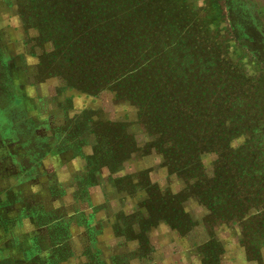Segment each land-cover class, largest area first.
<instances>
[{
  "label": "rangeland",
  "instance_id": "rangeland-1",
  "mask_svg": "<svg viewBox=\"0 0 264 264\" xmlns=\"http://www.w3.org/2000/svg\"><path fill=\"white\" fill-rule=\"evenodd\" d=\"M123 144L133 152L122 161ZM189 172L204 202L189 189L181 207L193 222L175 229L166 219L181 214L164 204ZM217 174L223 201L212 213ZM121 175H131L116 186L128 195L108 190L107 212L100 192V205L87 201ZM149 180L156 224L140 227L120 213L142 211ZM64 186L77 187L65 198L75 196V227L93 214L104 259L132 247L114 236L118 217L120 232L141 234V264H264V0H0L4 256L36 228L19 217L26 201ZM13 187L27 198L9 207Z\"/></svg>",
  "mask_w": 264,
  "mask_h": 264
},
{
  "label": "crops",
  "instance_id": "crops-1",
  "mask_svg": "<svg viewBox=\"0 0 264 264\" xmlns=\"http://www.w3.org/2000/svg\"><path fill=\"white\" fill-rule=\"evenodd\" d=\"M53 137L56 139L55 144L58 147L61 136L53 135ZM65 154L69 155V153ZM106 169L110 171V168L107 167ZM114 169L117 170L119 168ZM114 169H112V171H114ZM130 176L131 175H121L118 177H112L113 179H110L109 182L107 181L104 185L101 183V186L99 185V187L95 186L89 188L87 192L89 199L87 201L90 202V200H93L94 205H100L98 201L101 199V208L102 210L105 209V212H107L109 205L108 190L111 192L116 190L118 193L128 195V191L123 190L122 192H119L116 186H119V184L122 183L121 179ZM148 183L152 187L156 186V183L152 180H149ZM130 184L136 185L137 182L132 181L131 179ZM20 185L22 187L26 184L20 183ZM55 185H59V183L56 182ZM55 185L53 183L49 185L53 187L49 188L52 189ZM71 189L72 190H70V187H66V190L63 188V192L61 194H53L51 190H47L49 191L45 192L47 194L39 195V193H37V199L26 201L28 204L34 205L30 206L28 215H22V213H20L19 217L21 219L26 217V219L32 220L35 223L36 228L34 232L31 235L29 232H26L28 233L27 236H29L28 241L30 245L27 243L28 241H24L20 244L21 248L19 253L12 251L8 257L4 256V253L8 250V247H6L7 245L0 247V264H141V261H144L141 260L144 259L141 251L143 250V239H141V234L135 233L133 229H128V232H125L121 228L123 232H120V228L115 227L118 217L116 218L115 225L112 227L114 236L117 239H121L126 246L132 247L131 249L125 251L115 252L113 257L104 259L101 256L100 250L96 248L94 244V235L98 234H94V232H98V229L91 225L93 221V214L87 215V218L84 220L85 226H79L80 223H78V225H76L77 228L75 227V222L73 220V216L71 215L73 213V209H71V207L76 203L75 196L72 195V197L65 199L69 190L73 193L77 191V187H72ZM99 192L100 199L98 200L97 197ZM144 192L146 193V199L139 207L142 211L132 215L120 213L121 217L123 216L127 220L137 218L140 220L148 219L149 221L151 217L150 210L147 205H144V203L149 200L150 194L148 189L144 190ZM24 194L25 193L19 187H13L12 191L9 190L4 192L3 195L6 197L3 199V202H8L9 207L18 205L21 202H25L21 197L24 196ZM11 196L16 198V200L14 201L13 198L10 200ZM18 196L21 200L17 199ZM24 198L27 197L24 196ZM60 210L64 211L63 215H60ZM15 216H18V213L15 214ZM81 230H83V232ZM84 231H86V233H84ZM104 232L109 234L107 230ZM86 235L89 236V241L84 238ZM147 241H149V237ZM15 244L19 243L17 242Z\"/></svg>",
  "mask_w": 264,
  "mask_h": 264
},
{
  "label": "trees",
  "instance_id": "trees-1",
  "mask_svg": "<svg viewBox=\"0 0 264 264\" xmlns=\"http://www.w3.org/2000/svg\"><path fill=\"white\" fill-rule=\"evenodd\" d=\"M251 19L258 20L255 15ZM245 20H246L245 23L248 24L249 18L247 17ZM94 126L95 125H93V127ZM102 137H103V135H97L96 136V138H98V139L100 138V140L102 139ZM122 146L123 147L121 149L118 148L119 149L118 154L122 156L121 160L123 161L128 155H130L133 152V149L129 150L128 148H124V144ZM95 149H96V153H95V156H96L97 155V151H99V150H98L97 146L95 147ZM94 157H92L91 159H94ZM101 166H109V168H112L114 165L110 162L109 164L108 163L107 164H102ZM189 175L190 176H189L188 180L186 181V185H187L186 189L183 192L179 193V194L173 195L172 196V201H168V202H166L164 204L166 206V209H165L166 212H168V213H176L177 212V213L181 214V216L178 219H171V220L170 219H166V221L170 224V226L175 228V229H181L184 226H187L188 224H191L193 222L191 220L190 215L185 210V208L181 207L182 201L187 199V196L189 197V189H195V191L198 192L197 195H195L194 197L197 198L199 203L202 204L204 202L205 193H204V188H203V182H200V180H198V181H195V182L192 183V173L189 172ZM228 176H229V174H228ZM219 181H220V176H219V174H217V177L213 180L212 183L213 184L215 183L217 185L216 190L218 191V193H212V192L209 193V195H211L210 196V203L206 204L207 207L211 210L212 213L215 212L214 205L216 207V206H218L220 204L221 201H223L220 198L221 195L219 193L220 190L218 188ZM152 189H153L152 193L150 192V190H148V192L150 194V198L148 200V202H149L148 207H149V210H150L151 217H150L149 221H148V219L139 221L140 227H143L146 224L148 226H155V224H156L155 219L157 217H156L155 206H154L155 203H154V201H152V204H153L152 205L150 203V199L152 197H155V194H156L155 190L157 189V187L156 186L152 187Z\"/></svg>",
  "mask_w": 264,
  "mask_h": 264
}]
</instances>
